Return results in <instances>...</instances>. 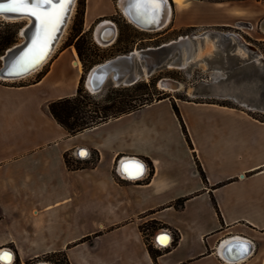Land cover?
<instances>
[{
	"label": "crops",
	"instance_id": "crops-1",
	"mask_svg": "<svg viewBox=\"0 0 264 264\" xmlns=\"http://www.w3.org/2000/svg\"><path fill=\"white\" fill-rule=\"evenodd\" d=\"M248 3L264 18V0ZM83 75L62 52L33 82L0 84V252L13 264H264V120L177 101L189 142L164 99L72 136L49 104L76 95ZM124 159H137L127 175L141 161L146 175L122 176ZM235 241L246 257H233Z\"/></svg>",
	"mask_w": 264,
	"mask_h": 264
},
{
	"label": "rangeland",
	"instance_id": "rangeland-1",
	"mask_svg": "<svg viewBox=\"0 0 264 264\" xmlns=\"http://www.w3.org/2000/svg\"><path fill=\"white\" fill-rule=\"evenodd\" d=\"M249 1L251 0H190L188 2L190 3L188 7L180 10L177 9V6L171 0L172 5L174 6V13L171 22L166 25V28L164 26V28L158 32L146 33L132 23L130 24L128 18L119 8V0H78L75 6L74 15L67 27V32L62 38L61 45L56 55L66 52L74 61L75 58L72 56V50H75L78 59L81 61L84 76L86 77L89 69H85L84 62L81 60L75 46L77 42L76 35L79 30H82L83 34L85 33L88 39L92 41L94 47L99 49L98 54L100 56L109 57L114 54L113 57H110L107 60L118 55L127 54L134 50L157 47L178 40L181 37L200 36L205 32H218L238 37L244 43L251 44L258 49L261 54L260 57H264V18L261 15L262 9L259 8V5L249 6ZM82 9L84 10L83 13H81ZM100 15L106 16L104 19L113 22L118 29L117 40L110 46H101L97 44L94 38L95 28L99 25V19L97 20V18ZM9 23L13 22L0 18V31H17V44L22 40L20 37V31L26 26V22H19L18 24H15L14 27L8 26ZM253 24H255L254 29ZM218 41V37H213L211 40L198 38L196 40V56L192 65L185 69L163 68L154 76L149 77L142 82L151 83L152 80H155L156 89L158 91L155 92V99H158L159 96L157 93L160 92L162 93L160 97L164 95L165 97H168V100L175 102H218L222 105L240 106V104L234 100L211 98L206 95V91L203 88L204 84L212 85L216 80L222 78H225V80L221 81V83H226L236 78L234 70L237 69V64L233 61H229L227 57H225L224 60L220 59L219 51L217 49H219L220 46L222 47V45ZM233 41L236 42V40ZM210 43H212L211 46ZM225 43L228 44L226 50L228 53L235 52L239 54L241 53V50L244 51V49L237 43L235 45H231L228 41H225ZM244 57H248V53H246ZM84 61L86 63L89 62V58L86 56ZM105 61H101V63ZM2 66L1 57V67ZM47 68L48 65L40 74H34L20 81H10L8 84L22 85L28 82H33L38 79ZM85 79L86 78H84L82 84L83 89L89 93L93 101L103 103L100 106L105 105L103 100L111 90L126 88L122 86L116 88L112 86L111 83H107L101 93L92 94L88 91L85 85ZM164 79L179 81L182 88L179 91H174L172 89L168 91L162 90L158 83ZM0 83L7 82L0 80ZM143 93L149 95L148 98H150V92L145 89L138 93L134 92L133 94L141 95ZM155 102L157 101H154V103ZM93 108L94 107H92V109ZM251 112L264 120V113L256 110H251ZM149 227L150 226L147 227L144 225L143 231L145 234H150L147 230Z\"/></svg>",
	"mask_w": 264,
	"mask_h": 264
},
{
	"label": "water",
	"instance_id": "water-1",
	"mask_svg": "<svg viewBox=\"0 0 264 264\" xmlns=\"http://www.w3.org/2000/svg\"><path fill=\"white\" fill-rule=\"evenodd\" d=\"M7 2L8 0H0V4ZM73 2L74 0H71V3L68 5V10L63 16L62 23L60 24L59 31L56 33V35L61 32V28L65 25V21L68 18V13L71 10L70 7L72 6ZM4 13H7L8 15H18L9 12ZM31 19L33 21L32 29L30 35L27 36L28 39L26 45L18 52H6L4 54L2 58L3 66L0 69V78H11L3 74L5 70L6 59L13 57L14 60L23 59L25 53H27L29 48L32 47L33 41L35 40L37 34L38 22L35 21V18L31 17ZM115 28L118 31L116 25L114 24L107 29L113 30ZM207 33L208 32H205L199 37L205 38ZM208 35L212 38H219V42L222 45V47H219L220 59L224 60L225 57H227L229 61H233L237 64V69L234 70L236 78L233 80H230L226 83H221V81L225 80V78H222L220 80H216L212 85L204 84L203 88L206 91V95L210 96L211 98L234 100L252 111L256 110L264 113V57H260V51L255 47L244 43L238 37L232 35L218 32H209ZM117 36L111 41L115 42ZM57 38L58 37H56L54 40ZM182 40L183 39L180 38L178 41L174 40L157 47L140 49L138 50L141 55L140 57L136 54V50H134L127 54L118 55L112 59L93 66L89 69L85 79L86 81L89 78V75L92 74L91 79L92 83L94 84L93 91L87 88L88 91L92 94L101 93L104 90V85L107 83H111L112 86L118 88L121 86L131 87L139 82L145 81L149 77L154 76L159 70L168 68L169 65L174 62L175 58L179 57V52H174L176 48L182 43ZM186 40H189L196 47V36H187ZM233 40H236V42ZM95 41L101 46L102 44H109L111 42L104 40L103 42L99 43L96 39ZM225 41H228L231 45H235L237 43L240 47L245 49V51L248 53V57H244L235 52H226L228 44H226ZM146 72L148 73L149 77H146ZM80 151L81 150H79L78 153ZM164 234L168 233L163 231L157 234V242L158 237ZM244 248L247 249L246 254H242ZM230 250L234 253L233 257L235 259H240L246 257V255L249 253V245L246 242L237 241L231 245Z\"/></svg>",
	"mask_w": 264,
	"mask_h": 264
},
{
	"label": "bare ground",
	"instance_id": "bare-ground-1",
	"mask_svg": "<svg viewBox=\"0 0 264 264\" xmlns=\"http://www.w3.org/2000/svg\"><path fill=\"white\" fill-rule=\"evenodd\" d=\"M77 1L78 0H74L72 6L70 7L71 10L68 13V18L65 21V25L61 28V32L58 35H56V33L59 30L57 32H55L53 34L54 38L48 42V48H47V51L45 52L43 58L40 59L39 62L35 63V64H32L29 61L24 60V58L20 59V60H17V59L14 60L13 59L14 57L6 59L5 70H4L3 74L6 76H9L11 78H2L1 77L0 79L2 81H6V82L20 81L24 78L30 77L34 74H37L38 72L42 71L46 67V65L49 64V62L52 60V58L57 54V51L61 45L62 38L65 35V33L67 32V27H68L73 15H74L75 8H76L75 6L77 4ZM172 1L177 6V9H180V10L185 9L190 4V3H188L190 0H172ZM118 5H119L120 10L123 12V14L128 18L130 24L132 23L137 28H139L142 31H145L146 33L147 32H158V31L162 30L164 28V26L166 28V25L169 22H171V19H172L173 13H174V6L172 5L171 0H161V7H160V11L158 13L155 11V9L153 8V6L149 2V0H119ZM9 13H11V12H9ZM12 14H15V13H12ZM14 16H19V17H14ZM0 18L9 20L10 22H13V23H19V22H23V21L26 22V26L24 28H22V30L20 31V37L22 38V40L6 51L8 53H13L16 51L18 52L19 50H21L26 45V42L28 39L27 36H29L31 33L32 22H33L31 17L20 16V15H8L7 13L1 12ZM60 24L58 25V28H59ZM108 25H110V24H104V25H102L96 29L95 38L97 39V41L99 43L103 42V40L111 41L116 36V29H113V30L107 29L108 27H110ZM105 28L107 30H104ZM208 33L206 34L205 39L206 40L213 39L212 37H209ZM56 37H58V38L56 40H54ZM181 38L183 39L182 43L176 48V50L174 52V53L179 52V57H176L174 62L169 65L168 68H170V69H172V68L185 69V68H188L190 65H192V63L194 62V59L196 56V47L189 40H186L187 36L181 37ZM198 38H201V37L196 36V39H198ZM176 41H178V40H176ZM211 44L212 43H210V46H211ZM102 45H108V44H102ZM249 45H251V44H249ZM212 47H213V45H212ZM217 50L219 51V49H217ZM72 51H73L72 54L75 58V60L73 61V65H74V67H77L80 72H82V70H83L82 64H81L80 60L77 59L75 56L76 51L75 50H72ZM210 52H212V51H210ZM246 53L247 52L244 49V51L241 50V53H239V54L242 56H245ZM136 54L139 57L141 56L140 52L138 50H136ZM2 58H3V56H2ZM196 63H197V61H196ZM0 68H2V67H0ZM146 77H149L147 72H146ZM91 78H92V74H90L89 78L85 81V85L89 90L93 91L94 84L92 83ZM159 85H160L161 89L166 90V91L171 90V89L174 91H179L182 88L181 83L179 81H176L173 79H164V80L160 81ZM78 155H79V157L85 158L89 155V151L87 149H81V151L78 153ZM133 160L137 161V159L121 160L119 163L118 172L122 176H125L126 178H129V179L143 178L147 172V165L145 163H143L142 161H141V164H142L141 169L142 170H141V173L139 175L132 177L130 175H127L124 172V167L127 166L128 163L130 161H133ZM164 237H166V241L164 243H161V241H160L159 244H161L162 246H167L171 242L172 236H171V234L168 233V234H164ZM235 242H237V241H235ZM230 243H233V242H230ZM11 254H12V261H11V264H12V262L14 261V254L13 253H11Z\"/></svg>",
	"mask_w": 264,
	"mask_h": 264
},
{
	"label": "trees",
	"instance_id": "trees-1",
	"mask_svg": "<svg viewBox=\"0 0 264 264\" xmlns=\"http://www.w3.org/2000/svg\"><path fill=\"white\" fill-rule=\"evenodd\" d=\"M84 6V5H83ZM84 10L82 9L83 13ZM18 23H9L8 26L14 27ZM77 42L75 44L78 54L81 60L84 62L85 69H90L93 66L105 61L109 57L100 56L98 54L99 49L94 47L92 41H90L87 35L82 30H79L76 35ZM17 42V31H0V67H1V57L6 53V51L14 46ZM127 52V51H126ZM89 58V62H85V57ZM101 59V60H100ZM85 76L81 78L80 86L77 90L76 95L64 99L54 101L49 104L50 114L54 119L64 127L70 135H76L87 129L97 127L103 123L108 122L111 119L119 118L121 116L136 112L148 105L154 103V101H161L167 99L164 95L160 97L162 93H157L158 99H155V92H158L155 85V80L151 83L139 82L134 86L126 87L123 89L111 90L109 94L105 96L103 102L104 106H100L103 103H97L93 101L92 97L83 89V81ZM83 79V80H82ZM1 84V83H0ZM143 89L150 92L149 95L143 93L141 95H134L133 93L140 92ZM152 91V93H151ZM174 111L178 115L179 119L183 123V119L180 110L175 101H172ZM92 107H94L92 109ZM184 126V123H183ZM184 130L190 142L188 133L184 126ZM66 163L69 167H72L71 162L68 157H65ZM201 166L199 165V168ZM153 176V170L150 172L149 178ZM204 176V174H203ZM205 178V176H204ZM186 199H181L176 203V208L181 209L184 207ZM178 244V239L176 238L173 242V246Z\"/></svg>",
	"mask_w": 264,
	"mask_h": 264
},
{
	"label": "snow or ice",
	"instance_id": "snow-or-ice-1",
	"mask_svg": "<svg viewBox=\"0 0 264 264\" xmlns=\"http://www.w3.org/2000/svg\"><path fill=\"white\" fill-rule=\"evenodd\" d=\"M155 11L158 13L161 7V0H149ZM71 0H8L0 4V12H11L20 16L35 18L38 22L36 38L33 46L25 53L24 60L32 64L38 63L43 58L48 48V42L54 38L53 34L59 30L58 25L62 22L63 16L68 10ZM142 169L138 168L137 173ZM161 243L166 237L160 238ZM244 248L242 254H246ZM12 254L0 252V264H11Z\"/></svg>",
	"mask_w": 264,
	"mask_h": 264
},
{
	"label": "flooded vegetation",
	"instance_id": "flooded-vegetation-1",
	"mask_svg": "<svg viewBox=\"0 0 264 264\" xmlns=\"http://www.w3.org/2000/svg\"><path fill=\"white\" fill-rule=\"evenodd\" d=\"M104 18H106V16H99L98 18H97V20L99 19V25L95 28V31H96V29L97 28H99L100 26H102V25H104V24H110V25H108V26H112L114 23H112L111 21H109V20H106V19H104ZM115 25V24H114ZM107 28V27H106ZM104 29V30H107V29ZM116 29V28H115ZM95 31H94V37H95ZM118 35V31L116 30V36ZM115 36V37H116ZM118 37V36H117ZM96 39V38H95ZM97 40V39H96ZM117 40V39H116ZM115 40V41H116ZM104 41V40H103ZM113 42L114 41H111L110 42V44H108V45H106V46H110L111 44H113ZM76 56V58L78 59V56H77V54L75 55ZM81 62V61H80Z\"/></svg>",
	"mask_w": 264,
	"mask_h": 264
},
{
	"label": "built area",
	"instance_id": "built-area-1",
	"mask_svg": "<svg viewBox=\"0 0 264 264\" xmlns=\"http://www.w3.org/2000/svg\"><path fill=\"white\" fill-rule=\"evenodd\" d=\"M0 80H1V79H0ZM5 251H6V252H8V251L11 252L10 250H5ZM12 253H13V252H12ZM14 259H15V258H14ZM13 263H14V261L12 262V264H13Z\"/></svg>",
	"mask_w": 264,
	"mask_h": 264
}]
</instances>
